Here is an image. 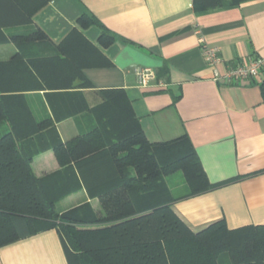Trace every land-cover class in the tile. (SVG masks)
<instances>
[{
  "label": "trees",
  "instance_id": "trees-1",
  "mask_svg": "<svg viewBox=\"0 0 264 264\" xmlns=\"http://www.w3.org/2000/svg\"><path fill=\"white\" fill-rule=\"evenodd\" d=\"M51 0H0V43L17 51L0 60V246L55 228L69 264H264V225L229 229L223 219L193 230L172 205L217 187L206 177L187 137L150 142L122 88L98 90L90 106L85 67L104 66L115 35L91 13L58 43L30 25ZM243 0H193L195 10ZM101 29L96 43L84 30ZM85 114L90 125L63 141L55 122ZM52 150L60 169L37 177L33 157ZM181 171L183 184L170 178ZM84 188V202L56 209Z\"/></svg>",
  "mask_w": 264,
  "mask_h": 264
},
{
  "label": "crops",
  "instance_id": "crops-1",
  "mask_svg": "<svg viewBox=\"0 0 264 264\" xmlns=\"http://www.w3.org/2000/svg\"><path fill=\"white\" fill-rule=\"evenodd\" d=\"M89 12L114 41L102 52L109 64L85 67L91 87L81 92L90 106L97 91L122 88L132 103L146 138L168 142L187 137L208 180L217 187L175 202V213L193 230L223 219L229 229L264 225V68L260 74L226 83L216 74L255 57L264 58V0L195 10L193 0H51L30 25L2 28L5 35L38 26L55 43ZM101 29L84 30L96 43ZM200 38L217 49L221 61L211 66ZM0 60L16 51L13 41L0 43ZM147 66L156 78L142 87L134 68ZM90 125L85 114L55 122L63 141ZM32 171L43 177L60 169L52 150L36 154ZM62 210L100 199L79 189ZM0 264H69L60 232L48 228L0 246Z\"/></svg>",
  "mask_w": 264,
  "mask_h": 264
},
{
  "label": "built area",
  "instance_id": "built-area-1",
  "mask_svg": "<svg viewBox=\"0 0 264 264\" xmlns=\"http://www.w3.org/2000/svg\"><path fill=\"white\" fill-rule=\"evenodd\" d=\"M201 51L204 57V60L208 65L215 66L220 61L221 58L217 54V49L211 46H208L204 43V40L200 38ZM264 68V58L255 57L248 60L246 63H237L230 66L222 76L216 74L215 80L221 78L226 83L238 82L241 79L252 78L262 71ZM135 75L137 77L138 84L142 87L147 86L151 80L156 78V72L147 66H137L134 68Z\"/></svg>",
  "mask_w": 264,
  "mask_h": 264
},
{
  "label": "rangeland",
  "instance_id": "rangeland-1",
  "mask_svg": "<svg viewBox=\"0 0 264 264\" xmlns=\"http://www.w3.org/2000/svg\"><path fill=\"white\" fill-rule=\"evenodd\" d=\"M1 48V46H0ZM171 181H174L175 183H178V184H183V178H182V173L181 171H178L176 172L173 177L170 178ZM70 203V199H65L59 203L56 204V209L59 211V210H62L64 207L68 206Z\"/></svg>",
  "mask_w": 264,
  "mask_h": 264
}]
</instances>
